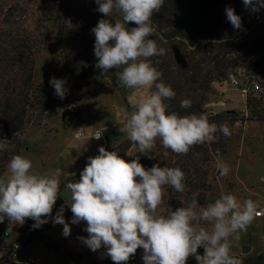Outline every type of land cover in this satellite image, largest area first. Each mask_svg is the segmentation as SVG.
<instances>
[{"label": "clouds", "instance_id": "clouds-1", "mask_svg": "<svg viewBox=\"0 0 264 264\" xmlns=\"http://www.w3.org/2000/svg\"><path fill=\"white\" fill-rule=\"evenodd\" d=\"M96 11L104 17L91 32L95 36V67L103 73L116 72L118 84L127 89L150 90L141 94L131 113H124L119 131L139 153L153 159L159 140L165 149L177 155L217 140V133L231 136L226 124L210 122L207 113L180 115L168 112L167 100L176 96L170 85L161 81L162 73L151 63L153 56H163L166 49L158 46L153 16L159 13L165 0H95ZM247 9L259 12L264 0H243ZM117 14V18L109 17ZM226 18L234 29H241V17L232 7L225 9ZM136 25L129 27V24ZM159 81V82H158ZM49 83L54 94L64 99L68 90L65 79L52 77ZM191 100L180 102L190 108ZM18 133L14 134V138ZM23 139V137H20ZM97 139L100 136H96ZM6 145L0 142V151ZM99 154L89 157L76 182H68L72 223H87L88 238L80 239L92 250L104 246L114 264H124L143 248L144 264H186L194 256L198 264H243L231 253L234 241L259 215L258 204L252 199L241 201L232 193L222 194L206 206L193 198L186 206L158 214L163 204L165 187L176 192L185 190V173L179 167L155 164L145 168L139 157L125 160L119 151L100 146ZM199 158L200 154H195ZM216 168L225 177L231 168L216 154ZM61 169L49 174H36L32 161L13 155L7 163V175L0 178V223L5 218L11 224L23 225L26 219L39 228L48 223L60 195ZM61 205L52 223L63 225V236L71 233ZM203 248V255L198 249Z\"/></svg>", "mask_w": 264, "mask_h": 264}, {"label": "rangeland", "instance_id": "rangeland-1", "mask_svg": "<svg viewBox=\"0 0 264 264\" xmlns=\"http://www.w3.org/2000/svg\"><path fill=\"white\" fill-rule=\"evenodd\" d=\"M43 2L44 0H0V28H8L3 24V18L8 17L16 22L20 29L23 28L38 39L34 81L35 84L48 83L53 92L47 107L53 110L55 115L51 118L44 117L40 126L30 125L19 155L32 161L36 174H49L56 169H61L63 173L60 176V195L51 217L47 218L51 222L50 225L27 243L25 250L15 257L14 264H28L25 262L28 255L41 256L43 264H76L66 260L65 252L77 256L80 264H114L104 246L94 252L80 239L88 238L89 234L85 231L87 223L71 222L73 214L68 203L70 192L66 190V184L79 181L88 158L97 156L100 146L108 151L118 150L120 156L127 161L139 157L145 168L155 164L174 167L181 163V155L168 151L169 149L163 148L157 142L154 152L158 155L152 153L153 159L139 153L133 145L128 150L120 149V146L129 141L126 135L119 131L124 123V113H131L139 96L150 94L152 89L133 90L121 87L118 90L111 86L105 88L103 81L96 85H86L83 81L60 73L52 47L54 28L48 22L39 21ZM233 72L239 76L241 86L234 88L227 81L222 84L215 83L214 94L206 105L211 116H238L239 122L228 120L223 123L229 127L232 134L230 137L224 136L226 146L222 147L220 157L230 166L231 171L227 176L221 177L216 168L215 155L200 167H195L186 160L183 164L188 165L193 180L201 183L200 187L192 192L189 187L183 192H176L166 186L158 214L167 215L182 205L186 206L193 198L199 205L206 206L222 194L228 193L234 194L241 201L252 199L258 204L257 211H264V82L252 79L242 67ZM52 77L66 80L65 87L68 92L64 99L54 94V87L49 83ZM243 89L247 91L246 94L242 93ZM79 130L83 131L84 137H76ZM96 133H102L103 137L96 139ZM195 169L198 171L196 174ZM6 175L7 171L2 178ZM61 205L64 206V219L71 228L68 237L62 234L63 225L52 223V218ZM30 220L26 219L23 225H19L11 224L5 218L0 223V240L3 239L4 229L11 230V237L6 239L7 241L3 239L7 243L5 242L6 247L0 254L9 252L19 236L25 234ZM244 249H250L249 253H243ZM203 251V248L198 249V254L203 255ZM231 253L240 259L264 254V217H256L247 230L240 233V239L233 242ZM143 255V248H138L135 255L124 264H144ZM186 263L198 264L194 256H190Z\"/></svg>", "mask_w": 264, "mask_h": 264}, {"label": "trees", "instance_id": "trees-1", "mask_svg": "<svg viewBox=\"0 0 264 264\" xmlns=\"http://www.w3.org/2000/svg\"><path fill=\"white\" fill-rule=\"evenodd\" d=\"M97 7L95 0H44L39 21L48 22L54 28L52 47L60 73L86 85L103 81L105 88L111 86L120 90L116 76L119 69L103 73L95 67V36L91 29L100 19L106 18L96 11ZM227 7H232L241 17V29H234L227 20ZM115 18L116 13L109 17L110 20ZM152 20L157 31L151 38L166 49V54L153 56L151 63L162 73L161 81L176 93L174 98L165 101L168 112L207 113L210 122L217 124L228 120L239 122L234 114L211 116L206 105L214 94L213 85L226 82L237 68H244L252 79L264 82V8L252 12L243 0H165ZM15 23L6 17L3 24L9 29L0 28V142L6 145L5 150L0 151V178L6 173L10 158L20 154L30 125L40 126L44 117L55 115L47 107L53 97L50 85L34 81L38 39ZM128 26L136 25L130 23ZM184 99L191 100L190 108L180 107ZM15 133L18 135L14 138ZM216 135L215 142L193 147L187 155H181V163L174 166L185 173L183 183L190 192L201 183L193 180L190 168L183 162L187 160L200 167L217 152L221 155L226 142L222 134ZM156 142L161 145L159 140ZM131 145L127 141L120 149L128 150ZM196 153L200 154L199 158ZM41 232H31L27 243ZM4 240H0V251L6 247L7 240ZM65 258L80 264L78 257L70 253L65 252ZM241 260L243 264H264V254L245 256Z\"/></svg>", "mask_w": 264, "mask_h": 264}, {"label": "built area", "instance_id": "built-area-1", "mask_svg": "<svg viewBox=\"0 0 264 264\" xmlns=\"http://www.w3.org/2000/svg\"><path fill=\"white\" fill-rule=\"evenodd\" d=\"M227 83L234 88H239L241 86L239 76L234 72L229 74L228 79H227ZM242 93L246 94L247 91L243 89ZM96 136H100L99 139H101L103 137L102 133H96L94 137L96 138ZM76 137L77 138L84 137L83 131L79 130L76 133ZM258 212H259V215L256 216L257 218H261L264 216V211H258ZM34 223H35V221H33L31 219L27 224V229H26L25 234H21L19 236L18 241L14 243V245L12 246L10 251L3 254V255L0 254V263L1 264H14L15 257L18 256L20 253H22L25 250V247L27 245V236L29 234H31V232L36 233V232H40V231L44 230L45 228H47L50 225L51 222L49 221L48 223L42 225L39 228H35V229L32 228V225ZM10 237H11V230L8 228L4 229V231L2 233V238L3 239H9ZM199 249H201V248H199ZM25 262H27L28 264H43V258L39 255H28Z\"/></svg>", "mask_w": 264, "mask_h": 264}, {"label": "water", "instance_id": "water-1", "mask_svg": "<svg viewBox=\"0 0 264 264\" xmlns=\"http://www.w3.org/2000/svg\"><path fill=\"white\" fill-rule=\"evenodd\" d=\"M250 249H244L243 253L248 254Z\"/></svg>", "mask_w": 264, "mask_h": 264}, {"label": "crops", "instance_id": "crops-1", "mask_svg": "<svg viewBox=\"0 0 264 264\" xmlns=\"http://www.w3.org/2000/svg\"><path fill=\"white\" fill-rule=\"evenodd\" d=\"M263 217H264V216H263ZM263 217H261V218H263ZM261 218H258V219H261ZM36 237H38V236H36ZM36 237H35V238H36Z\"/></svg>", "mask_w": 264, "mask_h": 264}]
</instances>
